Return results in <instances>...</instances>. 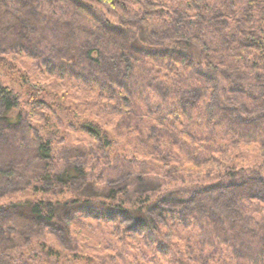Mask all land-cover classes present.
Here are the masks:
<instances>
[{
	"label": "trees",
	"instance_id": "trees-1",
	"mask_svg": "<svg viewBox=\"0 0 264 264\" xmlns=\"http://www.w3.org/2000/svg\"><path fill=\"white\" fill-rule=\"evenodd\" d=\"M139 3L144 11H133L130 19L128 8ZM1 10L18 19L17 23L27 28L26 35L35 36L45 47L38 57L26 45L8 44L0 38L3 40L0 71L14 72L5 57L8 51H18L41 61L39 64L49 74L73 78L86 86L88 96L97 93L119 111L121 126L138 136L137 143L134 137L131 141L143 152L153 144V149L160 147L169 155L176 148L189 151L194 153L195 160L197 150L212 153L207 143L216 140L219 126L231 124L233 119L239 123L248 121L247 124L264 133V0H0V13ZM50 10L56 18L49 17L57 22L54 26L43 15ZM38 15L44 16L42 21ZM88 19L92 22L90 27ZM121 36H128L140 54L125 50L118 39ZM163 44L172 48L155 50ZM45 49L53 54L47 55ZM149 60L151 64L153 60L158 62L159 68L180 70L186 76L175 85L159 81L152 73L147 77L148 67L141 70L139 63L147 64ZM217 71L226 76L229 86H234L230 87L232 92L241 89L235 95L247 97L244 98L247 106L235 102L244 113L234 107L233 114L228 115L225 101L219 100L221 80ZM25 85L28 106L58 110V106L54 108L55 102L47 101L49 93L43 86ZM223 92L226 99L233 96L225 87ZM157 94L161 102H170L167 108L157 104L159 101L152 103L158 99ZM207 95L210 100L205 102ZM140 102H148L145 111ZM136 106L138 113L134 111ZM18 107L17 96L0 77V143L9 141L12 146L25 148L28 152L25 155L30 157L14 162L0 160V199H11L20 191L26 196L30 187L36 197V201L28 197L0 205V242L5 239L13 244L0 247V264H19L7 254L19 246L12 237L30 239L43 229L67 231L77 216L125 223L130 234L149 229L155 236L161 225H186L194 217L196 223L206 218L215 228H227L231 236L223 238L231 239L237 246L257 243L258 250L245 259L253 261L262 256L264 264V229L256 230L247 222L250 218L242 213L254 201L264 206V176L258 170H230L219 179V173L213 174L208 167V176L218 175L210 186L186 194L164 189L162 179L134 173L136 157L116 151L99 124L73 116L75 123H71V129L98 144L104 154V165L110 168L109 178L103 170L95 175V166L87 169L86 161L90 158L86 150L65 144L58 156L53 150L57 136L52 133L50 122H46L48 132L40 137L38 131L31 129L28 113ZM194 114L198 130L201 129L198 132L187 125ZM26 131L35 135L34 144H25ZM201 131L208 133L205 142L199 136ZM261 143L264 155V140ZM214 159L215 156L205 159V163L216 162ZM64 192L74 194L73 199L64 202L52 199ZM232 210L238 218L224 225V212L233 213ZM56 254L52 251L49 256L53 258Z\"/></svg>",
	"mask_w": 264,
	"mask_h": 264
},
{
	"label": "rangeland",
	"instance_id": "rangeland-1",
	"mask_svg": "<svg viewBox=\"0 0 264 264\" xmlns=\"http://www.w3.org/2000/svg\"><path fill=\"white\" fill-rule=\"evenodd\" d=\"M141 6L139 3L136 5L133 4L132 7L128 8L131 13H129L131 15L129 17L130 19L134 14L133 11H141ZM7 13L9 14L7 10H1L0 13L2 17L0 21V38L6 40L8 44L16 43L22 46L26 45V48H29L28 50L32 52L34 50L33 55L36 54L40 57V51L45 46L43 47L39 44L35 36L33 38L31 34L26 35L27 28L17 23L18 19H14L13 16L11 17ZM43 15H46V17ZM43 15H38L41 21L44 17L50 26H54L57 23L49 19V17L56 19L53 16L54 14L51 13V10ZM38 24L40 28L41 22L39 21ZM91 25L92 22L88 19V27ZM1 39L0 41L3 43ZM118 39L125 50L135 55L140 54L134 48V45L132 46L130 44L128 36H121ZM30 45L33 46L28 47ZM160 47H164V49L172 48L169 45L163 44L155 47V50L161 49ZM150 50L153 51V49ZM45 51L47 55L51 52L47 49ZM5 59L15 70L11 73L6 69L4 71L1 69V80L4 85L11 87L17 96V101L19 102L18 109L26 114L28 113L27 121L31 125V129L38 131L40 133L39 136L42 137L45 135V131L48 132L49 130L46 122H50L53 126L52 133L57 136L55 137L57 138V142L53 149L54 153L59 156L58 152L65 144L66 146L79 147L86 150L90 158L86 161L87 169L95 166V170L97 169V174L95 175H98L99 171L103 170V173H106V177L109 178L107 173L111 172L110 168L108 166L105 167L104 164H106V161L104 160V154L102 151L100 152L99 147H97L98 144H94L89 136L75 129H71V123H75L73 116L78 117L81 121L87 120L99 124L106 131L105 133L108 138L114 143L116 151L132 154L130 156H133V158L136 157L134 173L141 172L137 174H146L150 177L162 179V183H165L164 189L180 190L186 194L189 190L210 186L212 182L217 181L216 178L218 175L213 177L212 175L208 176V167H210V172L213 174L216 172L219 173V179L230 170L236 172L241 170H246V172L247 170L249 172L258 170V174L264 176V155L261 143L264 140L261 138L263 131L259 133L256 126L247 124L248 121L246 123H239V121L233 119V122L230 120L231 124L228 122L225 126H219L216 140L213 139L215 141L207 143L212 153L209 154V151L206 150L207 153L204 149L203 151L200 150V152L197 150L195 153H199V155H197V159L195 160L193 159L195 157L193 156L194 153L191 154L189 151H178V148H176L169 155L167 153L168 151L165 152L160 147L159 149H153V144L151 146L153 151L147 148V151L143 152L135 147L134 141H131L133 137L135 141L138 140V136L132 134V131H127L126 127L121 126V114L115 107L110 106V103L108 100L106 101L105 97L99 98L97 93H92L88 96L86 86L75 81L73 78H61L57 74H49L39 64H42V62L33 59L28 53L8 51ZM152 62L154 65L151 64L150 60L147 64L144 61L139 63L141 70L148 67L149 70L145 71L146 76L152 73L158 76L157 79L159 81H163L169 85H175L182 77L186 76L180 70H168L165 66L159 68L158 66L160 64L158 62L154 60ZM62 63L68 65L67 62ZM238 67H240V63ZM220 71H217V76L221 80L219 100L225 101L224 105H226L229 116L233 114L234 107H238L244 113L242 107L238 104L247 106V100L244 99L247 97L235 95L241 89L235 88L232 92L231 88L234 86H229L226 76L220 73ZM254 74L257 75L255 72ZM28 83L32 88L33 86L36 87V83L43 86L49 93L47 101L50 104L55 102L54 108L58 106V110L49 111L40 107L33 109L30 105L28 106L25 90V84ZM224 87L226 90L229 89L231 95H233L231 99H226L225 93L223 92ZM171 97V95L168 96L167 101ZM158 99H153L152 103L159 101L157 104H163L166 108L169 106L168 104L170 102H161L160 99L162 98L160 96ZM209 100L210 95H207L205 102ZM146 103L140 102L142 105L141 109L149 105L148 102ZM201 107H203L202 101L200 104ZM197 108L198 106L194 110L196 111ZM134 111L138 113L137 106L134 108ZM129 114L130 120H132L133 115L131 112ZM195 118L196 116L194 114L193 119L187 121V125L193 132L195 130H197L195 132H198L201 129L198 130L199 125L196 124L197 120ZM249 119L251 118H247V120ZM55 124H58L59 128L55 127ZM125 126H127V123ZM8 131L12 133L11 130ZM142 133L146 136L144 132ZM207 134V132L203 131L199 134L204 142L208 137ZM25 136L23 140L26 145L34 144L35 135L32 132L26 131ZM186 140L188 141V138ZM93 147L95 149H93L92 155L91 150ZM163 152L164 154L162 155ZM26 153L28 152L25 148L12 146L9 141L0 143V160L2 161L14 162L30 158L29 154L25 155ZM152 153H155V155H151ZM156 154L162 158L157 157ZM214 156L216 162L205 163V159ZM36 165L37 163H35ZM31 189V187L27 189L30 193L26 196L20 191L15 193L11 199H0V205L9 204L11 201L18 202L28 197L29 200H35L36 197L31 194ZM73 195L70 192H64L63 195L58 196L57 194L52 199L54 201L60 200L64 202L73 199ZM232 211L233 213H230V211L224 212V225L238 218V214L234 210ZM242 213L248 219L250 218V221L247 220V222L254 226L256 230L261 231L264 229L263 205L254 201ZM193 219H190L186 225L180 224L181 226L179 224H175L176 226L172 227H169V225L166 227L161 225V229L157 233L158 235L156 234L155 236L151 234L149 229L130 234L128 233L129 230H127L128 226L125 223L116 224L77 216L69 223L67 231L43 229L30 239H27V237L25 239H17V236L12 237L13 240H11L13 243L16 245L19 244V246L8 250L7 254L9 259L19 264H263L261 262L262 256L253 261L245 259L248 258L247 256H251L254 251L258 250L257 243H251L249 247L246 245L237 246L231 239L226 240V238H223V235L231 236L227 228L223 226H221V228L223 227L222 229L220 227L215 228L206 218H200L197 223ZM19 222L18 225H20ZM6 241L8 240L2 239L0 242L2 245L0 247H4L6 244L7 246L13 245L11 242L8 243ZM52 251L53 253H57L53 258L49 256Z\"/></svg>",
	"mask_w": 264,
	"mask_h": 264
}]
</instances>
